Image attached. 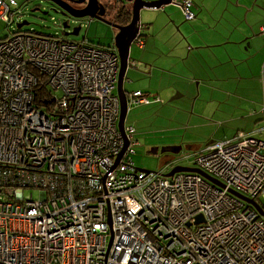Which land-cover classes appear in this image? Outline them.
Returning <instances> with one entry per match:
<instances>
[{"label": "built area", "instance_id": "built-area-1", "mask_svg": "<svg viewBox=\"0 0 264 264\" xmlns=\"http://www.w3.org/2000/svg\"><path fill=\"white\" fill-rule=\"evenodd\" d=\"M192 5L179 1L185 21ZM19 16L0 0V22ZM118 71L113 45L21 30L0 40V264H264V218L228 193L263 209L264 141L238 133L195 156L224 189L140 172L136 131L117 126ZM127 101L150 103L140 91ZM261 112L264 133V101Z\"/></svg>", "mask_w": 264, "mask_h": 264}, {"label": "crops", "instance_id": "crops-1", "mask_svg": "<svg viewBox=\"0 0 264 264\" xmlns=\"http://www.w3.org/2000/svg\"><path fill=\"white\" fill-rule=\"evenodd\" d=\"M192 1L191 12L196 19L191 24L178 20L175 11L178 9L173 6L151 12L158 17L153 26L147 20L141 22L139 40L143 46L134 43L131 47L123 81L124 91L129 95L133 91H127L126 87L138 75L145 77L148 74L153 79L156 72L159 78L154 81L160 83L157 86L151 79H140L143 81L138 83L141 87L134 92H142L150 103L139 106L164 104L160 93L152 92L162 88L165 78L169 82L167 88L178 92L169 102L181 99L176 106L188 111L190 100H193L188 123L192 124L195 117L194 128L209 125V141L197 148L188 146V153H180L183 145L169 143L165 146L162 152L173 155L169 161L176 160L174 156L178 154L182 158L179 160L192 161L193 156L208 145L230 141L238 133L264 141L261 112L264 101V37L261 36L264 0ZM157 27L158 31L166 32L162 44L156 41ZM135 51L141 52L140 60ZM158 60L163 66L155 63ZM137 64L139 69L133 71V75L131 69ZM156 99L160 103L153 102ZM126 118L125 126H129ZM173 120L164 119L170 134L177 138L178 124L175 126L178 130L173 131ZM156 152L157 149L151 150L152 154Z\"/></svg>", "mask_w": 264, "mask_h": 264}, {"label": "rangeland", "instance_id": "rangeland-1", "mask_svg": "<svg viewBox=\"0 0 264 264\" xmlns=\"http://www.w3.org/2000/svg\"><path fill=\"white\" fill-rule=\"evenodd\" d=\"M17 3V9L20 11V16L16 18V22L12 24L10 28H8L7 24L0 22V40L9 36L12 33L18 31L17 24L26 22L28 25L22 27L21 31L29 32L34 31V33L42 35V36H50L55 38L66 39L70 42H81L83 40H87L91 43L99 44L101 46H110L112 34L111 31L103 24L96 21H89L87 19L80 21H69V29H63V21L64 18L55 13L50 5L44 0H15ZM113 3V2H112ZM36 10V11H34ZM176 17L179 20H182L183 24H191L195 18L188 22L184 20L181 11L175 10ZM47 14H43V13ZM180 12V13H179ZM142 15H140V21L149 22L152 26L158 21V17L153 16L154 13L149 11H142ZM152 19V20H148ZM80 26V31L78 36H65V33H71L74 28ZM159 30V27L156 28V31ZM157 43H163L166 40V32L164 30L157 32ZM135 46V45H132ZM137 59L140 60L141 52L135 51ZM135 63V62H134ZM160 66H163V62L156 61ZM136 66V63H135ZM132 67L131 72L134 75L133 71L139 69L137 67ZM134 77V76H133ZM143 78L144 81H148L151 79V83L157 86L160 84L155 82L154 79L159 78V75L155 72L153 79L147 76L144 77V74L138 75L136 80L133 83H129L126 87L127 91L134 92L136 89H140L142 84L140 79ZM139 83V84H138ZM162 88L159 91L152 92L155 95L160 93L161 101L163 105H149V106H135L130 107V111L128 112L126 123L135 128L136 134L134 139L138 142V146L135 148V155L132 157L135 168L142 169L150 172H167L169 166H182V167H192L193 162L195 160V156H193L192 161L190 160H179V155L182 153H188L187 147H199L204 143L209 141L210 139V130L209 125H204L199 128H194V124L197 122L195 117L192 119V124L188 123L190 119L188 114L191 113L192 101L190 100L188 111H184L181 107L176 106L179 104L181 99L171 100L173 95H176L178 92H173L176 90H171L168 87L169 82L163 78L162 79ZM152 99V98H151ZM176 116V119L172 118ZM184 117V118H183ZM168 118L169 120H173V131L178 132L177 138L174 135L170 134V130L165 123L164 119ZM178 124V125H177ZM177 125V128L175 126ZM169 143H174L175 145L181 146L183 145V152L181 154L175 155L176 160L169 161L173 155H169L168 153L162 152L165 146L170 145ZM157 149L155 154L151 153V150ZM171 164L169 165V163ZM30 192H25L26 199L29 197ZM33 195V200L37 199V192L31 193Z\"/></svg>", "mask_w": 264, "mask_h": 264}, {"label": "water", "instance_id": "water-1", "mask_svg": "<svg viewBox=\"0 0 264 264\" xmlns=\"http://www.w3.org/2000/svg\"><path fill=\"white\" fill-rule=\"evenodd\" d=\"M47 1L56 8H58V10L62 12V14L59 15L65 18L68 16L70 18H73L74 21L82 20V19H88L89 21H96L105 25L111 31L112 34L111 44L116 50L119 58V71L117 76L116 95L120 103V115L117 126L120 134L124 137L125 118L128 112V101H127V94L123 88V81L128 66L130 49L132 45L135 43L136 39L139 38V33L141 28V21H140L141 12L142 11L153 12L160 10L162 9V7H166V6H173L180 11V6H179L180 0H120L122 3H124V6L122 7V10L120 12L118 10L114 12L113 15L116 20H114L113 22H110L108 21V19H106V16L109 12L108 4L104 5L100 3L99 0H76L74 2L75 4L84 5L82 8L79 9L70 8L61 0H47ZM114 4L115 5L118 4V0L114 1ZM124 9H128L129 11L128 15L122 14ZM118 12L120 13L119 16H118ZM43 14H47V13L45 12ZM125 17L128 19V22L126 24H123L124 21L123 18ZM67 21L63 22L64 30L70 28ZM26 25H28V23L26 22L19 23L17 24V29L21 30L22 27ZM79 31H80V26L74 28L71 31V33L66 32L65 36H69V35L78 36ZM126 147H127V142L125 143L124 149H126ZM137 170L143 173H154L142 169H137ZM178 173L197 174L200 177H202L205 181L211 183L218 189L225 188L222 183H220L216 179L210 177L209 175L203 173L202 171L194 167L188 168L182 166H175L163 176L166 178H171L173 177V175ZM228 193L238 201L252 208L258 214L259 217L264 218V211L257 202L248 199L233 190H228Z\"/></svg>", "mask_w": 264, "mask_h": 264}, {"label": "flooded vegetation", "instance_id": "flooded-vegetation-1", "mask_svg": "<svg viewBox=\"0 0 264 264\" xmlns=\"http://www.w3.org/2000/svg\"><path fill=\"white\" fill-rule=\"evenodd\" d=\"M43 1V0H42ZM45 2H47L49 5H50V7L56 12V13H58V14H62V12L60 11V10H58V8H56L55 6H53L52 4H50L47 0H44ZM61 1H63L67 6H69L70 8H75V9H79V8H82L84 5H77V4H75L74 2L76 1V0H61ZM100 1V3H102V4H104V5H106V4H108V10H109V12H108V14H107V16H106V19H108V21H110V22H113L114 20H116L115 19V17H114V12H116L117 10L120 12L121 10H122V7L124 6V3H122L120 0H118V4H114V1H117V0H99ZM113 2V3H112ZM118 12V16H119V13ZM122 14H123V12H122ZM122 14H121V17H122ZM126 15H128V12L126 11ZM63 17V16H62ZM120 17V18H121ZM64 18V21H67V23H68V25H69V21L70 20H72V21H74V19L73 18H70V17H63ZM82 20H85V19H82ZM82 20H77V21H82ZM88 20V19H87ZM118 20V19H117ZM63 21V22H64ZM91 22V21H90ZM117 22V21H116ZM112 45V44H111ZM171 164V162L169 163V165ZM175 166L173 165V166H169V169L167 170V172H164V174H166V173H168L172 168H174Z\"/></svg>", "mask_w": 264, "mask_h": 264}, {"label": "trees", "instance_id": "trees-1", "mask_svg": "<svg viewBox=\"0 0 264 264\" xmlns=\"http://www.w3.org/2000/svg\"><path fill=\"white\" fill-rule=\"evenodd\" d=\"M126 11L128 12V14H129V11H128V9H124L123 10V14H126ZM124 19V21H123V24H126L127 22H128V19L125 17V18H123ZM40 95H42V97L45 95V92L43 93V91H41L40 92ZM263 209H264V207H263Z\"/></svg>", "mask_w": 264, "mask_h": 264}]
</instances>
